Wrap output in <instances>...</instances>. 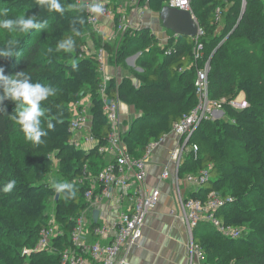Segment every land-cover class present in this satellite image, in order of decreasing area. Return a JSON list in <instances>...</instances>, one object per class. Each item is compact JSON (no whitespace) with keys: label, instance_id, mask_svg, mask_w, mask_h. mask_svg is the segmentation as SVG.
I'll use <instances>...</instances> for the list:
<instances>
[{"label":"trees","instance_id":"trees-1","mask_svg":"<svg viewBox=\"0 0 264 264\" xmlns=\"http://www.w3.org/2000/svg\"><path fill=\"white\" fill-rule=\"evenodd\" d=\"M167 1L138 0L158 12ZM245 2L242 11L243 0H190L203 30L198 38L203 45L198 59L193 54L194 37L173 35L160 45L147 27L117 34L118 42L105 45L110 62L122 66L127 57L140 52L137 61L143 72L134 74L141 84L136 87L127 77L121 82L110 78L106 87L109 97L128 104L136 102L141 110L121 134L133 157H141L149 143L168 133L173 123L195 106L196 72L207 61L208 95L229 101L242 94L248 103L236 109L226 101L221 118L201 121L189 139L197 144L198 157L187 154L178 169L179 175L196 174L211 166L209 180L189 198L204 200L210 191L230 196L217 216L242 228L241 236L231 239L207 222L197 224L194 241L210 264H264V0ZM60 3L65 8L63 14L48 12L35 0H0V7L8 10L7 18L38 15L46 25L29 33L0 35V49L8 47L11 39L18 41L17 56L0 58L4 74L23 71L32 83L55 89L54 96L41 102L46 109L41 125L47 135L41 136L39 145L27 141L12 119L16 104L9 99L0 104V264H62L57 253L26 255L22 250L34 247L48 224L52 216L47 213L49 203L63 230L51 246L58 251L72 246L70 233L75 219L88 209L84 198L88 183H79L83 166L95 172L103 154L100 147L107 144L112 130L98 87L102 71L97 54L83 50L86 38L97 49L103 40L88 23L85 3ZM68 39L74 41L73 50L57 52L58 43ZM85 95L89 97L90 133L95 139L90 148L72 142L70 128ZM48 122L53 129L47 128ZM55 165L59 177L49 182L47 175ZM12 179L16 186L5 193L2 189ZM59 183L72 188L58 192L53 185Z\"/></svg>","mask_w":264,"mask_h":264},{"label":"built area","instance_id":"built-area-1","mask_svg":"<svg viewBox=\"0 0 264 264\" xmlns=\"http://www.w3.org/2000/svg\"><path fill=\"white\" fill-rule=\"evenodd\" d=\"M85 3L86 11L88 14V23L91 28L96 32L102 31L99 27V19H108L113 17L115 34H122L126 31H133L139 29L137 27H131L127 16L124 13H120L117 17L114 16L113 11L102 0H78ZM93 4H100L103 8L101 14L91 12L89 9ZM166 5L169 7L179 8L192 12L190 0H168ZM138 14L143 13L142 8H138ZM193 13V12H192ZM218 19V18H217ZM196 20L198 21L197 17ZM203 34V30L199 27V32L195 39L193 47V54L195 58H200L201 50L203 48L202 43L198 42L199 36ZM115 36H108L107 39L114 38ZM83 50L89 53L85 47ZM98 62L100 63V71L103 70L102 54L96 53ZM208 61L203 67H199L196 72L195 79V95L197 101L195 106L187 114H184L181 119L172 125V131L178 134L182 141L173 150L172 157L176 161L178 167L179 162L187 154H192L194 159L198 157V146L195 143H190L189 139L192 136L195 128L203 120H213L221 118L220 114H224L225 98L214 99L208 95ZM102 75L101 82L99 83V92L104 103L103 111L107 117L108 122L112 126V130L108 135L107 144L100 147V151L108 152L114 155V160L106 163L96 173L89 171L87 165L83 166V176L79 180V183H88L87 188L84 191L85 201L88 203V209L105 196L109 195L111 187L119 188L123 194H128L129 189V177L134 178L138 187L136 188V201L129 211L122 212L117 223V230L113 237L106 244L98 243H86L85 236L89 231L87 228V220L85 218V209L80 216L75 219V224L70 233V240L72 246H68L61 251L53 249L51 246L52 239L61 236L63 230L61 226L56 222L55 217L52 215L48 221V224L41 229L37 243L32 248H24L22 254L29 255L30 253H38L49 251L57 253L61 257L62 264H125L129 248L134 242L141 236V228L144 219L150 209L155 205L159 199V190L153 189L151 193L144 194L142 190V183L145 180L146 172L144 168V162L147 155L151 151L153 145L157 141L149 143L146 147L144 154L141 157H133L121 139V133L118 127V105L115 98L109 97L107 93V81L108 76ZM228 102L233 108L242 109L248 105L243 95H239ZM90 121V116L85 110L75 111L74 117L71 120V131L75 135L76 132L82 131L87 127ZM73 135V141L76 145H80L77 139ZM86 141L94 143L95 139L91 133L85 137ZM210 167L201 169L198 173H188L186 179L189 182L194 183L198 187L206 183L210 178ZM168 173L164 172L166 176ZM231 199L230 196L224 197L217 191H210L206 199H194L186 198L181 199L182 219L185 221L189 235V248L190 258L193 256L199 260L200 264L206 263L203 259L202 251L199 245L193 240V231L199 222H207L211 224L222 236L235 239L241 236L242 228L237 226H231L226 224L221 218L217 216L218 210L225 205L227 201ZM173 213V210H171ZM91 233L95 235H102L107 232L106 227L93 225Z\"/></svg>","mask_w":264,"mask_h":264},{"label":"crops","instance_id":"crops-1","mask_svg":"<svg viewBox=\"0 0 264 264\" xmlns=\"http://www.w3.org/2000/svg\"><path fill=\"white\" fill-rule=\"evenodd\" d=\"M105 3L112 4V7L109 5L108 7L115 13L120 12L119 6L114 0H106ZM144 7L145 9L141 15L138 14L139 12L136 8L132 10L129 8L126 12H123L127 16L131 27L135 28L138 26L139 29L144 27L150 28L160 45L166 44L173 35L177 36V34L162 25L158 11L149 8L147 5ZM98 25L102 31L103 39H106L108 36L117 37L112 20L101 18ZM93 44L90 39L87 44L88 48L86 45L84 47L89 50H87L88 52H96V47ZM138 57L139 52L134 54V56L128 57L125 65L132 66V64L136 63ZM135 69L137 70L136 72H143L141 66H136ZM104 72L109 77L116 78L118 82H121L124 77H127L134 86L137 87L141 84V80L133 72L130 73L129 69L120 64L111 62L106 64L105 62ZM104 72L102 71V75ZM118 102L121 125L120 133L122 132L121 134H123V130L128 129L132 121L140 116L141 110H138L133 104ZM222 115L219 113V116ZM90 130L91 123L89 121L87 127L75 133V139L79 143L80 141L84 142ZM155 141L157 143L153 145L144 162L146 177L142 183V190L146 195L151 193L153 189H158L159 199L146 215L141 228V236L130 247L125 264H200L196 256H193L192 259L190 258V235L187 225L181 217L182 209L180 204L181 199L191 197V194L199 187L187 181L185 178L187 173L178 174V169L184 159L187 158V155L181 159L179 167L172 157L173 150L182 139L172 131L171 127L168 133ZM93 145L94 143H91V146ZM112 160H114V155L108 152L103 153L101 163L98 168H95V172L93 173L99 171L103 165ZM164 172L168 174L165 176ZM137 187V181L129 177L128 194H123L119 188L111 187L108 196H105L87 209L85 218L87 220V231L89 232L85 236L86 243L103 245L110 241V238L113 237L117 230L116 225L119 221L120 214L129 211L136 201L137 195L135 193ZM94 210L98 211L95 219L93 217ZM171 210H173V213H171ZM93 225L106 227L107 232L102 235H95L90 230Z\"/></svg>","mask_w":264,"mask_h":264},{"label":"clouds","instance_id":"clouds-1","mask_svg":"<svg viewBox=\"0 0 264 264\" xmlns=\"http://www.w3.org/2000/svg\"><path fill=\"white\" fill-rule=\"evenodd\" d=\"M36 4L47 9L48 12H58L63 14L65 8L61 6L60 0H35ZM71 7V6H69ZM91 12L101 14L103 8L100 4H93ZM8 10L0 7V35L5 32L8 34L29 33L32 29H42L45 23L38 19V15L25 16L21 14L16 19H9ZM18 43L16 39L8 41V47L0 49V58H12L17 56L15 45ZM74 41L71 39L63 40L56 46V51L63 50L71 52L73 50ZM52 49L49 48L48 52ZM75 69V62L72 63ZM4 67L0 66V104L5 99H9L16 104V113L12 119L20 126L24 137L27 141L39 145L42 143L41 136H46L47 132L41 125V118L44 117L46 109L42 108L41 102L48 100L49 97L55 95V89L41 83H32L31 76L25 72H17L15 75H5ZM48 129H53L51 122L47 123ZM16 180H10L4 187L5 193L11 192L16 186ZM53 187L58 192L65 189H71L72 185L67 183L54 184ZM76 193L73 192L72 195Z\"/></svg>","mask_w":264,"mask_h":264},{"label":"rangeland","instance_id":"rangeland-1","mask_svg":"<svg viewBox=\"0 0 264 264\" xmlns=\"http://www.w3.org/2000/svg\"><path fill=\"white\" fill-rule=\"evenodd\" d=\"M103 2H105L106 0H102ZM115 1V3L119 6V10H120V12H114L112 9V11H113V13H114V16L115 15H121L120 13L122 12H126L129 8H130V10H132V9H138V8H142L143 10L145 9V5H147L149 8H150V6H149V4L148 3H145V2H143V3H139L138 2V0H114ZM245 4H246V2H245V0H243V8H242V11H244V9H245ZM109 4H107V6H108ZM109 6H113L112 4H110ZM115 7H117V6H115ZM122 10H124V11H122ZM106 18V17H105ZM101 19V18H100ZM100 19H99V22H100ZM109 20H112V23H113V25H114V23H115V21L113 20V17L111 16L110 18H108ZM99 34H100V36H101V38H102V43H101V45L99 46V49H97L96 48V52L95 53H100L101 52V54H102V61H103V66H104V68H103V72H104V69H105V62H106V64L107 63H109L110 62V53L107 51V48H106V44L107 43H116V42H118L119 40H120V37L118 36V35H116L117 37H114V38H111V39H103V37H102V34L100 33V32H98ZM97 33V34H98ZM89 40L90 39H87L86 38V43L88 44L89 43ZM106 41V42H105ZM85 43V45H86V47H87V44ZM88 48V47H87ZM87 48H85L86 50H88ZM89 51V50H88ZM91 52V51H90ZM89 52V53H90ZM136 54V53H135ZM112 55V54H111ZM130 56H134V54L133 55H130ZM129 56V57H130ZM139 56H140V52H139ZM128 58V57H127ZM126 58V59H127ZM125 62H126V60H125ZM136 66L137 67H140L141 65H140V63L138 62V61H136V63H134V64H132V66H128L127 64L126 65H124L123 67H125V68H127V69H129V72L130 73H135L137 70L135 69L136 68ZM103 76L105 77V76H108V74H106L105 72L103 73ZM103 77V78H104ZM109 77V76H108ZM111 77H109V79H110ZM241 96H242V94H241ZM117 100V99H116ZM79 104H81V111H83V110H85L86 111V113L89 115V110H88V105H89V97H88V95H85L81 100H80V103ZM129 104H133V105H135L136 106V102H134V103H131V102H129ZM117 105H118V115H119V102H118V100H117ZM136 108L138 109V110H140L137 106H136ZM75 111H79L78 109H76ZM120 120L118 119V127H119V132H120ZM129 127H130V125H129ZM129 127H128V129H129ZM128 129H126V130H123L124 132L125 131H127ZM121 130H122V128H121ZM123 132V133H124ZM122 133V132H121ZM80 145H81V147H83V148H88V147H90L91 146V143L89 142V141H85L84 140V142L82 141H80ZM59 177V173H58V170H57V166L55 165L54 166V168L52 169V171L47 175V180L49 181V182H51V181H53V179H56V178H58ZM89 207V206H88ZM50 213V216L51 215H53L54 214V208H53V206H52V204L51 203H49L48 205H47V213ZM145 220V219H144ZM194 233V232H193ZM130 249V248H129ZM128 249V250H129Z\"/></svg>","mask_w":264,"mask_h":264},{"label":"water","instance_id":"water-1","mask_svg":"<svg viewBox=\"0 0 264 264\" xmlns=\"http://www.w3.org/2000/svg\"><path fill=\"white\" fill-rule=\"evenodd\" d=\"M159 17L162 25L177 35L196 37L199 32V23L196 16L188 11L165 5L159 11ZM58 197V194L56 195ZM98 211H93L94 219Z\"/></svg>","mask_w":264,"mask_h":264}]
</instances>
